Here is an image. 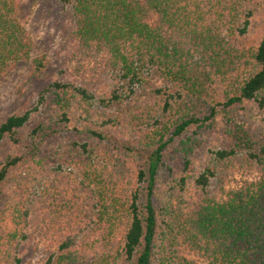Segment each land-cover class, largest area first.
I'll return each instance as SVG.
<instances>
[{"label": "trees", "instance_id": "obj_1", "mask_svg": "<svg viewBox=\"0 0 264 264\" xmlns=\"http://www.w3.org/2000/svg\"><path fill=\"white\" fill-rule=\"evenodd\" d=\"M59 1L73 4L76 36L82 47L104 52L121 82L128 85L126 92L116 88L102 99L103 107L122 109L124 103L137 96V88L152 85L160 108L153 125L151 116L140 117L137 111L134 123H122L123 130L115 132L119 128L117 116L107 121L91 117L77 130L86 143L74 145L77 152L71 161L82 179V187L96 199L93 216L89 229L76 228L47 264H156L161 235H166V228L173 230V220L163 219L165 210L157 198L159 178L167 172L168 147L192 126L216 121V107L201 117L208 105L202 78L212 81L215 74L211 69L215 66L220 73L221 67L234 60L235 94L222 104L226 111L244 102L264 108V40L250 57L243 53L236 58L231 53L229 40L240 29L238 18L228 15L234 8L232 0ZM156 18L158 23L153 25ZM250 27L247 20L241 33H248ZM33 46L20 18L19 1L0 0V85L9 71L31 61ZM32 67L34 74L39 75L48 62L34 60ZM157 83L163 86L158 87ZM49 97L52 100L48 103ZM94 101L96 97L83 86L56 83L44 91L36 108L11 116L1 125L0 199L12 172L40 158L44 141L68 129L77 115V105L92 106ZM45 105L48 111L55 109L59 119L56 114H48L46 122L41 121L27 133L34 115ZM168 115L174 119L172 126L170 120L165 123ZM226 124L229 142L214 153L215 158L226 161L244 156L259 167L261 177L217 199L208 192L216 177L213 163L208 164L196 180L201 200L180 220V232L205 264H264V138L231 114ZM173 126L175 132L167 140ZM147 127L148 135L144 136ZM137 129L149 143L148 170L137 174L136 170H127L126 164L101 169L99 148L116 143L134 154L138 142L133 136ZM120 133L124 135L120 137ZM21 145L25 152L19 151ZM189 165L187 160L186 173ZM180 185L187 187V177L181 178ZM29 219L30 211H21L14 203L2 214L0 264H23L19 251L28 238ZM91 231L98 238H89L87 232ZM182 264L198 263L185 260Z\"/></svg>", "mask_w": 264, "mask_h": 264}, {"label": "rangeland", "instance_id": "obj_2", "mask_svg": "<svg viewBox=\"0 0 264 264\" xmlns=\"http://www.w3.org/2000/svg\"><path fill=\"white\" fill-rule=\"evenodd\" d=\"M18 1L21 21L34 46L31 61L21 63L9 71L0 85V127L11 116L23 115L36 108L44 91L56 83L83 86L96 97L92 106H76L77 115L72 118L68 129L60 132L58 137L44 141L45 149L40 158L24 163L12 172L4 196L0 199V223L2 214L11 203L21 211H30L28 238L19 251L23 264H47L52 256L58 254L61 242L77 230L76 228L89 229L87 227L93 216L96 199L82 187V179L71 161L77 152L73 149L74 145L77 142L86 143L81 141L84 138L77 130L91 117L107 121L111 116H117L119 121V128H116L115 132L123 130L122 123H134L137 111L140 112V117L151 116L153 125L159 117L160 107L153 96L154 87L150 85L151 88H137V96L124 103L122 109H105L101 103L102 99L107 98L116 88L126 92L128 85L121 82L120 75L111 66L104 52L82 47L76 36L77 20L73 4L59 0ZM232 4L234 8L228 11V15L238 18L240 29L236 31V36L232 35L229 40L232 46L230 51L236 58L241 57L243 53L250 57L264 40V0H232ZM247 20L250 21L251 27L248 33L242 34L240 30L245 28ZM157 23V18L152 21L153 25ZM41 59L47 60L48 67L43 73L35 75L33 61ZM232 61L234 60L221 67L220 73L216 66L211 69L215 74L212 81L206 77L202 78L206 86L203 89L204 100H207L208 105L205 108L206 113L201 117L209 115L211 109L216 107V121L192 126L168 147L167 172L159 178L157 198L165 210L163 219L173 220V230L166 228V235H161L162 242L158 243L155 253L156 264H182L185 260L205 264L181 235L179 226L180 220L183 221L201 200L196 180L208 164L213 163L216 168V177L211 181L208 192L211 197L217 199H222L227 191L241 188L245 183L261 177L259 167L244 156L226 161H218L215 158L214 153L225 148L229 142L226 135L229 114L264 138V108L258 103L244 102L227 111L222 106L228 96L235 94L236 77ZM157 86L162 87L163 84L157 83ZM51 100L49 97L48 103ZM47 105L34 115L27 133L41 121L46 122L48 114H56L55 109L48 111ZM58 119L59 116L56 120ZM164 120L165 123L170 120L169 125H173L174 119L169 115ZM175 128L172 127L167 140L172 137ZM137 130L133 136L138 142L134 154H130L116 143H106L99 148L97 159L102 163L99 165L101 169L106 165L114 168L126 164L127 170H136L137 174L141 170H148L149 143L144 136L148 135L149 128L147 127L144 136L140 129ZM123 135L120 133V137ZM126 144L131 145V140ZM18 148L19 151L26 150L24 145ZM127 154L129 157H126ZM187 160L190 165L186 173ZM182 177H187V187L184 189L180 185ZM89 235L92 236L91 239L98 238L92 231L87 232L88 237Z\"/></svg>", "mask_w": 264, "mask_h": 264}]
</instances>
